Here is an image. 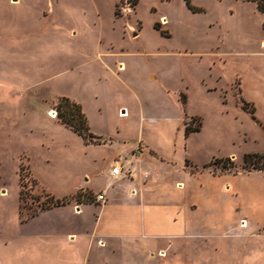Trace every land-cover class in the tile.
Instances as JSON below:
<instances>
[{
  "label": "rangeland",
  "instance_id": "374dc122",
  "mask_svg": "<svg viewBox=\"0 0 264 264\" xmlns=\"http://www.w3.org/2000/svg\"><path fill=\"white\" fill-rule=\"evenodd\" d=\"M263 1L0 0V264H264Z\"/></svg>",
  "mask_w": 264,
  "mask_h": 264
},
{
  "label": "trees",
  "instance_id": "16d2710c",
  "mask_svg": "<svg viewBox=\"0 0 264 264\" xmlns=\"http://www.w3.org/2000/svg\"><path fill=\"white\" fill-rule=\"evenodd\" d=\"M187 1L188 9L191 10L193 13L201 12L199 9L194 8L190 3L189 0ZM254 1V0H252ZM258 9L260 12H264V1L262 3L258 2ZM116 15H118V11L116 10ZM157 29V25L155 27ZM163 35V33H162ZM57 119L69 128L73 133L81 137L84 141V144L93 143L94 140L97 138L90 132L89 125L87 118L82 110L80 104L74 103L67 98H62L59 100L57 106ZM200 132V129L191 128L188 125L185 128L184 134L185 137H188L190 134ZM229 162V160H227ZM230 163V162H229ZM232 163H230L231 165ZM242 169L246 172H251L253 170L264 172V153L263 154H246L243 158V165ZM81 195H78L80 199ZM49 203L45 205L42 210L50 209V208H57L61 206H65L67 204L64 200H54L52 198L49 199Z\"/></svg>",
  "mask_w": 264,
  "mask_h": 264
},
{
  "label": "crops",
  "instance_id": "0c3cea01",
  "mask_svg": "<svg viewBox=\"0 0 264 264\" xmlns=\"http://www.w3.org/2000/svg\"><path fill=\"white\" fill-rule=\"evenodd\" d=\"M255 3V2H254ZM255 5H256V9L259 11V9H258V4H256L255 3ZM260 12V11H259ZM262 13V12H261ZM264 13V12H263ZM264 25V24H263ZM125 113V110H123V114ZM126 115V114H125ZM146 156V155H145ZM144 158V157H143ZM143 167H144V169H147V168H145V161L143 160ZM157 178V177H156ZM153 183L152 182H150V184L149 185H152ZM122 186L123 185H121L120 186V188L122 189ZM124 186H128V185H126V183H125V185ZM154 187H152V189H153ZM150 190H151V188H150ZM168 207H169V205H167ZM105 207V206H104ZM159 207H161V205L159 206L158 204H156L155 206H152V207H146V206H142V207H134V206H122L121 207V210L123 211V214H126V215H130L131 214V212L132 213H134L135 215H136V217H138V219H139V221L141 222V224H142V226H143V228H146V217H144L145 216V212H146V210L147 209H154V210H156L157 208H159ZM83 211H82V208H80V212H79V214H81ZM129 217H127V219H128ZM130 219V218H129ZM246 223V222H245ZM246 225H247V223H246ZM245 228V227H244ZM144 237H147L146 235H144ZM162 256H163V254H162Z\"/></svg>",
  "mask_w": 264,
  "mask_h": 264
},
{
  "label": "built area",
  "instance_id": "2783aa9c",
  "mask_svg": "<svg viewBox=\"0 0 264 264\" xmlns=\"http://www.w3.org/2000/svg\"><path fill=\"white\" fill-rule=\"evenodd\" d=\"M136 154L139 156H142L143 155L142 148L138 147L136 149ZM115 164L116 165L111 169V172H110V176L112 179H116V178L123 176L124 174H128L127 172H124V168H123L122 164H120L119 162H115ZM96 198H97V202H104L105 201V196L103 194H98Z\"/></svg>",
  "mask_w": 264,
  "mask_h": 264
},
{
  "label": "bare ground",
  "instance_id": "6f19581e",
  "mask_svg": "<svg viewBox=\"0 0 264 264\" xmlns=\"http://www.w3.org/2000/svg\"><path fill=\"white\" fill-rule=\"evenodd\" d=\"M262 45L264 46V43ZM122 116H125V114H122Z\"/></svg>",
  "mask_w": 264,
  "mask_h": 264
}]
</instances>
